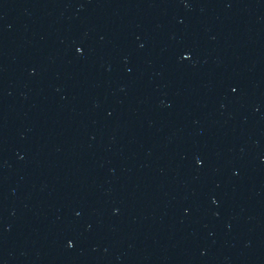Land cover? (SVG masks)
<instances>
[{
    "label": "water",
    "instance_id": "1",
    "mask_svg": "<svg viewBox=\"0 0 264 264\" xmlns=\"http://www.w3.org/2000/svg\"><path fill=\"white\" fill-rule=\"evenodd\" d=\"M0 264H264V217L0 123Z\"/></svg>",
    "mask_w": 264,
    "mask_h": 264
}]
</instances>
